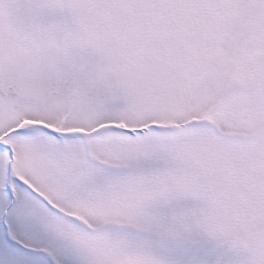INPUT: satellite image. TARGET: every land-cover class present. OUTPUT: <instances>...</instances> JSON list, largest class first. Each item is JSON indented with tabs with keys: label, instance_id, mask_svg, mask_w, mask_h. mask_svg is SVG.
Instances as JSON below:
<instances>
[{
	"label": "snow or ice",
	"instance_id": "obj_1",
	"mask_svg": "<svg viewBox=\"0 0 264 264\" xmlns=\"http://www.w3.org/2000/svg\"><path fill=\"white\" fill-rule=\"evenodd\" d=\"M0 264H264V0H0Z\"/></svg>",
	"mask_w": 264,
	"mask_h": 264
}]
</instances>
